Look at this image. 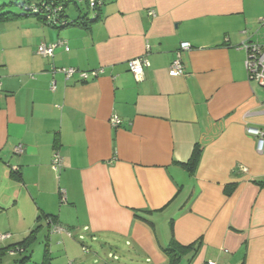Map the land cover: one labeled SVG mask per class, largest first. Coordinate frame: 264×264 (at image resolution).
Instances as JSON below:
<instances>
[{"label": "crops", "instance_id": "crops-1", "mask_svg": "<svg viewBox=\"0 0 264 264\" xmlns=\"http://www.w3.org/2000/svg\"><path fill=\"white\" fill-rule=\"evenodd\" d=\"M101 16L61 30L25 18L1 38L0 207L15 205L22 235L46 230L62 264L92 262L82 238L120 248L125 264H168L171 220L176 241L199 247L179 264H264V153L246 133L264 130V88L244 49L264 44V0H106ZM178 53L185 75L172 77ZM140 57L139 81L128 62Z\"/></svg>", "mask_w": 264, "mask_h": 264}, {"label": "trees", "instance_id": "trees-1", "mask_svg": "<svg viewBox=\"0 0 264 264\" xmlns=\"http://www.w3.org/2000/svg\"><path fill=\"white\" fill-rule=\"evenodd\" d=\"M19 1L21 0H12L10 6L19 5L21 9L24 10V14L17 15L11 12H4V8L6 7H0V24L13 22L21 18L34 17L43 21V23L48 27L57 30L71 26L90 28L93 24L101 20V11L106 3V0H80L81 2L84 1L86 3L87 11L84 12L79 8L76 0H22V3ZM72 6L75 8L76 12L79 13L75 18H70L68 14V11ZM201 154L202 148L198 145L196 146L190 160L183 164L190 174L194 173L197 169ZM19 175L20 174H18L16 171H11V176L13 178H19ZM42 218L48 220L51 223H57L56 225L59 224L57 216L43 214L40 215L39 220ZM170 229L172 232V238L167 246L162 247L163 252L168 257V264H179L180 260L184 256H187L188 262H191L192 259L198 254L199 247L196 246V244L184 246L176 241L173 233V220L170 221ZM37 231H39V227L31 231L26 240L15 245H11L8 248H0V256L4 251H11V247H16V251L20 253L26 252L30 243L35 242L37 239ZM45 246L47 247V253L44 257L43 264H50L52 260L49 256L50 247L48 241L46 242Z\"/></svg>", "mask_w": 264, "mask_h": 264}, {"label": "rangeland", "instance_id": "rangeland-1", "mask_svg": "<svg viewBox=\"0 0 264 264\" xmlns=\"http://www.w3.org/2000/svg\"><path fill=\"white\" fill-rule=\"evenodd\" d=\"M76 1L79 5V8L82 11L84 12L87 11V6L84 1L83 2H81L80 0H76ZM11 2L12 0H0V7L3 6L6 7L4 8V12H11L13 14L23 15L24 10L21 9L19 5L10 6ZM19 2L22 3V0ZM68 14L70 18H75L78 16L79 13L76 12L75 8L72 6L71 9L68 11ZM22 21L24 20H22L21 18L13 22L0 24V40L1 38H3V36L5 38L6 37L5 35L7 33H13L14 30L16 31L18 28H20L21 27L20 22ZM13 205L12 208L10 209L9 208L3 209L4 207L3 208L0 207V235L6 236L5 239L0 241L1 244L0 248L3 249L26 240L28 235L31 233V232L29 233L26 232L23 235L21 234V231L18 228L22 227L20 225L22 220L19 219V217L17 216L15 205L14 206ZM44 227L46 228L45 223H44ZM24 228L26 229V227ZM46 235H47L46 230L42 231L40 235L38 234L37 239L35 240V242L30 243V245L27 247L26 252L20 253L16 251V247H11L12 248L11 251L8 250L6 252L4 251L3 254H1L0 256V264H43L44 257L47 253L46 251L47 247L45 246ZM82 240L83 242L88 244L89 246L88 248L91 250V252H93L90 255L91 257L90 260H92L90 264H101L100 260L94 257V255L95 253H98V255H104L105 254L104 251H112L113 254L112 256L116 257V260L120 261V264H125L124 260L126 258V254L125 252L123 253L120 248L103 249V247L105 248L104 245L96 244L93 241L91 242V240L89 239L84 240L82 238ZM61 249H62L61 247L49 248V252H50L49 256L51 260L54 261L55 264H62L63 259L60 254ZM126 264L128 263L126 262Z\"/></svg>", "mask_w": 264, "mask_h": 264}, {"label": "built area", "instance_id": "built-area-1", "mask_svg": "<svg viewBox=\"0 0 264 264\" xmlns=\"http://www.w3.org/2000/svg\"><path fill=\"white\" fill-rule=\"evenodd\" d=\"M149 15L152 17H155L154 12H149ZM261 27L264 28V18L260 22ZM63 45V44H62ZM56 46L54 45H42L38 48V54L44 57H53L55 52ZM191 49V46L189 43H183L181 45V52L188 51ZM244 49L247 51V63L246 67L248 70V74L250 77V80L257 84L258 86L264 88V44L259 43H253L244 46ZM66 50L68 51L69 48L66 47ZM147 66V63L144 58H136L132 59L128 62V68L129 71L136 77L137 80H142L144 76V71ZM1 70V67H0ZM60 73L64 74L66 79H71L75 74L78 73L76 69L69 68V69H59ZM169 74L172 77H180L185 75V65L183 62V59L181 57V54L178 53L177 58L173 61L169 68ZM94 76L97 75V73H93ZM87 73H81L80 77L82 80H87ZM84 82V81H82ZM0 86H1V75H0ZM111 125L113 127H120L122 125V121L118 117H113L111 119ZM246 133L256 139L257 144V151L260 154L264 153V130L259 128H252L248 127L246 129ZM16 151L20 154L24 152L22 147H18ZM63 157L60 155V153L56 152L53 156L51 167L54 171L59 172L61 168L63 167ZM54 231L64 232L67 231L64 229L61 225H56L54 228ZM6 236L0 235V241L5 239ZM205 264H220L215 261H209Z\"/></svg>", "mask_w": 264, "mask_h": 264}]
</instances>
